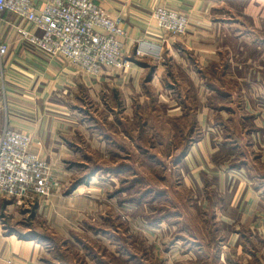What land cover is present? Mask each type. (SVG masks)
Listing matches in <instances>:
<instances>
[{
  "label": "rangeland",
  "instance_id": "rangeland-1",
  "mask_svg": "<svg viewBox=\"0 0 264 264\" xmlns=\"http://www.w3.org/2000/svg\"><path fill=\"white\" fill-rule=\"evenodd\" d=\"M209 16L215 28L199 52L158 50L155 87L74 99L76 154L59 159L58 173L45 160L60 190L12 200L5 215L0 206L7 227L49 247L48 261L207 264L205 252L191 254L192 235L214 226L212 212L194 202L202 195L191 188L188 154L218 150L216 164L239 158L245 105H264V0H210ZM203 113L212 124L192 122Z\"/></svg>",
  "mask_w": 264,
  "mask_h": 264
},
{
  "label": "crops",
  "instance_id": "crops-1",
  "mask_svg": "<svg viewBox=\"0 0 264 264\" xmlns=\"http://www.w3.org/2000/svg\"><path fill=\"white\" fill-rule=\"evenodd\" d=\"M94 2L108 15L122 20L126 31L124 56L130 64L124 71L105 72L98 79L84 76L64 60H51L31 49L18 31L33 28L9 12L0 17V43L8 45L0 62V130L8 127L30 136L31 151L47 160L55 173L62 164L60 158L76 154L73 141L78 124L72 120L70 104L74 99L86 94L95 98L104 89L129 98L144 84L155 87L161 74V67L155 66L162 54L159 49L199 52L202 38L215 28L209 16L210 0ZM157 7L189 17V31L183 38L172 42L160 31L153 17ZM245 110L251 115L239 121V158L235 162L216 164L218 150L188 154L196 162L190 171L191 188L202 195L194 202L212 212L209 225L214 226L192 235L197 245L191 254L201 256L205 252L207 264H264V105L256 108V104L248 103ZM192 119L201 126L212 124L205 113ZM10 204L0 203L5 207L3 215L11 210ZM26 232L7 227L0 218V264H54L44 258L52 252L49 247L24 237ZM205 236L216 240L202 245Z\"/></svg>",
  "mask_w": 264,
  "mask_h": 264
},
{
  "label": "built area",
  "instance_id": "built-area-1",
  "mask_svg": "<svg viewBox=\"0 0 264 264\" xmlns=\"http://www.w3.org/2000/svg\"><path fill=\"white\" fill-rule=\"evenodd\" d=\"M5 12L33 28L18 31L28 47L51 60L66 61L88 78L130 65L124 56L122 20L105 13L94 0H0V17ZM153 17L172 42L189 31L186 14L157 7ZM7 52L8 45L0 43V62ZM32 145L28 135L8 127L0 130V203L13 200L20 205L60 190L50 166L31 151Z\"/></svg>",
  "mask_w": 264,
  "mask_h": 264
}]
</instances>
